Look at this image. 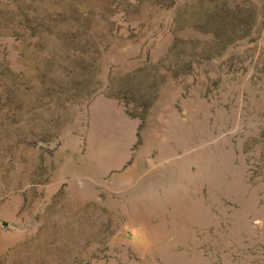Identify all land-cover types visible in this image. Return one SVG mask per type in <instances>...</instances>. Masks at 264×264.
<instances>
[{"label":"rangeland","instance_id":"1","mask_svg":"<svg viewBox=\"0 0 264 264\" xmlns=\"http://www.w3.org/2000/svg\"><path fill=\"white\" fill-rule=\"evenodd\" d=\"M0 264H264V0H0Z\"/></svg>","mask_w":264,"mask_h":264},{"label":"clouds","instance_id":"2","mask_svg":"<svg viewBox=\"0 0 264 264\" xmlns=\"http://www.w3.org/2000/svg\"><path fill=\"white\" fill-rule=\"evenodd\" d=\"M135 240L137 241H143V237L139 234H137L135 237H134Z\"/></svg>","mask_w":264,"mask_h":264}]
</instances>
